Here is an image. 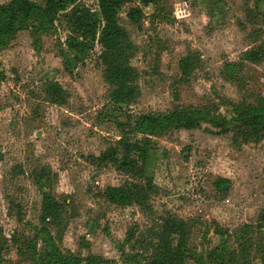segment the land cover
<instances>
[{
    "label": "rangeland",
    "instance_id": "374dc122",
    "mask_svg": "<svg viewBox=\"0 0 264 264\" xmlns=\"http://www.w3.org/2000/svg\"><path fill=\"white\" fill-rule=\"evenodd\" d=\"M69 13L52 31L27 29L0 51V264H33L27 247L41 231L82 264H131L123 253L145 252L142 239L168 221L175 238L185 232V264H264V135L251 138L240 125L217 135L204 125L153 137V183L137 179L146 200L126 207L105 192L133 179L97 160L122 139L120 124L142 115L216 105L231 119L228 103L264 104V0L124 3L119 24L132 43L136 98L119 111L101 45L66 71ZM56 83L60 103L46 94ZM131 231L138 243L127 244Z\"/></svg>",
    "mask_w": 264,
    "mask_h": 264
},
{
    "label": "trees",
    "instance_id": "16d2710c",
    "mask_svg": "<svg viewBox=\"0 0 264 264\" xmlns=\"http://www.w3.org/2000/svg\"><path fill=\"white\" fill-rule=\"evenodd\" d=\"M93 1H96V7H93L91 3L87 4L86 0H47L45 6L32 0H10L7 4L0 5V51L7 48L12 38L27 29L31 30L35 37L52 31L60 15L70 12L68 17L70 16L72 33L64 43L62 52L65 58V69L73 74V69L89 56L96 47V43L101 45L104 49L102 59L108 68L107 79L112 86L115 111L118 110L116 104H130L136 98L134 85L136 76L129 65L132 43L128 33L119 24L122 5L129 1H137L143 6L150 7L156 6L161 0ZM129 17L134 23H139L142 14L138 10H132ZM248 58L249 61H257V58H252V55H248ZM46 94L53 103L61 102L59 84H50ZM228 105L233 114L231 119L220 114V108L213 105L205 108L175 109L165 114L142 115L136 118L135 124H120L122 139L116 146L109 147L97 160L102 164L113 166L117 172L133 181L127 180L124 187L108 188L105 192L107 199L114 205L123 207L135 203L142 204L146 200L147 188L134 185V182L137 179L140 181L148 179V187L151 188L153 179L149 177L146 166L149 152L152 150L153 137L172 130H197L204 125L212 126L217 135H225L230 131L231 126L240 125L241 129L247 130V136L256 139L263 137L264 104L228 103ZM139 136L143 139H138ZM174 227L177 225L173 221H168L163 227L158 225L156 233L153 231L149 240L142 239V245H147L146 251L134 256H126L124 252L125 261L131 264H185L189 257L185 232L177 230L181 234L175 238V235L179 234L174 233ZM136 235L134 231L129 232L127 244H132L134 240L137 242L139 239ZM41 237L45 239L43 246L38 245ZM53 238L50 232L41 231L29 243L27 250L33 264H82L77 257L64 255ZM150 248L152 250L149 252ZM89 264L106 263L95 259Z\"/></svg>",
    "mask_w": 264,
    "mask_h": 264
}]
</instances>
